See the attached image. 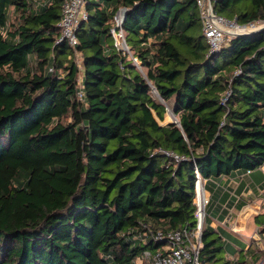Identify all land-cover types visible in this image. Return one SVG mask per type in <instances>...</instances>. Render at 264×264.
<instances>
[{
	"label": "trees",
	"instance_id": "trees-1",
	"mask_svg": "<svg viewBox=\"0 0 264 264\" xmlns=\"http://www.w3.org/2000/svg\"><path fill=\"white\" fill-rule=\"evenodd\" d=\"M63 5L0 0V264H136L195 227L196 167L210 192L200 262H259L250 245L229 258L230 230L211 222L235 200L224 175L259 172L264 187V25L210 51L196 0H85L74 48ZM213 8L264 22V0Z\"/></svg>",
	"mask_w": 264,
	"mask_h": 264
},
{
	"label": "built area",
	"instance_id": "built-area-1",
	"mask_svg": "<svg viewBox=\"0 0 264 264\" xmlns=\"http://www.w3.org/2000/svg\"><path fill=\"white\" fill-rule=\"evenodd\" d=\"M196 2L200 11L203 33L210 51L218 50L228 36H234L230 34L245 33L264 25V22L241 25L235 19H228L214 11V0H196ZM84 5L85 0H64L62 18L59 22L61 28L60 40H67L74 48L78 44L77 26L81 19L87 18V11ZM120 11L123 12L122 10ZM122 20L123 16L118 21L120 25ZM115 31L113 29L116 37V35L120 34V31L118 34ZM121 31L123 30L121 29ZM79 83L81 84V78L79 79ZM79 95L80 97L83 95L82 88L79 91ZM167 153L173 156L176 161H181L185 158L174 152ZM195 171V227L179 228L170 231L167 234L165 244L158 252L151 254L147 251L137 259L146 260V264H202L199 255L203 247L202 235L206 224V205L209 198L205 187L207 178L200 173L198 167H196Z\"/></svg>",
	"mask_w": 264,
	"mask_h": 264
},
{
	"label": "rangeland",
	"instance_id": "rangeland-1",
	"mask_svg": "<svg viewBox=\"0 0 264 264\" xmlns=\"http://www.w3.org/2000/svg\"><path fill=\"white\" fill-rule=\"evenodd\" d=\"M117 17H115L116 23L118 25V28L120 30V34L116 35V44L120 49H125L129 55L131 56V51L128 45L126 44L124 38L125 34L124 31H121L120 29V24L118 23L119 19L121 16H123V12L119 11L117 13ZM76 61L78 65H81L82 63V57L78 55L76 57ZM135 64L139 69H142L140 66V63L134 59ZM174 119L173 114L169 111V113L166 114V119L165 122L171 121ZM262 171L264 172V165L261 167ZM236 175L237 182L235 181L236 179H232V184L231 190L234 191L236 188V185L238 182L243 180V176L241 174H238L236 170H234ZM226 176V175H224ZM223 176V178H224ZM249 193L241 194L240 200L244 198L246 200V205L242 208H239L236 206L237 201H233L232 206H228L226 208L227 214H225V219L224 223L227 225L226 227L229 232L226 233V238L228 240H234L235 243L230 244L229 251L226 253L229 258H236L240 252L241 249L246 248L248 245H250L252 251L261 254L262 258L259 262L253 263L250 260V251H247V264H264V220L262 222L256 221L257 217H262L264 219V187L262 186L261 189H258L256 193H253L252 190H249ZM235 199L238 198L236 193L230 192ZM208 198L210 200V192L207 191ZM214 220L211 223V226L216 227V226H221L222 224L213 217ZM261 234V235H260ZM244 259V257H242ZM137 264H146V260H139L136 259Z\"/></svg>",
	"mask_w": 264,
	"mask_h": 264
},
{
	"label": "crops",
	"instance_id": "crops-1",
	"mask_svg": "<svg viewBox=\"0 0 264 264\" xmlns=\"http://www.w3.org/2000/svg\"><path fill=\"white\" fill-rule=\"evenodd\" d=\"M238 174H241L243 176V180L238 182V184L236 185V189L234 191H230L231 189V184H232V179H236V175H235V172L231 173L230 175H226L224 176L223 181H222V185L221 187H223L225 190H227L229 193L230 192H233V193H236V195L238 196L237 199H235V197L230 193V195L232 196V199L230 200V202L233 201V199H235V202L240 200V195L241 194H245V193H249L250 189L252 190L253 193H256L258 189H261L263 184L261 183L262 182V176L260 175L259 172H245L243 170H237L236 171ZM238 179H236L235 181L237 182ZM240 201H243L244 202V206L246 205V200H244V198H242ZM228 203V202H227ZM224 202L222 208L224 210H226V208H228V206H232L231 204H227ZM234 203V202H233ZM237 206V204H236ZM243 206V207H244ZM227 211V210H226ZM227 214V213H226ZM217 219V218H215ZM224 219H225V216L224 217H221L219 220L222 221L220 222L218 219L217 221L220 222L222 225L224 226H227L225 223H224ZM214 220V219H213ZM212 220V222H213ZM211 222V223H212Z\"/></svg>",
	"mask_w": 264,
	"mask_h": 264
},
{
	"label": "water",
	"instance_id": "water-1",
	"mask_svg": "<svg viewBox=\"0 0 264 264\" xmlns=\"http://www.w3.org/2000/svg\"><path fill=\"white\" fill-rule=\"evenodd\" d=\"M260 28H257V29H253V30H250L248 32H245V33H252V32H255L257 30H259ZM241 34H244V33H237V34H230V35H241Z\"/></svg>",
	"mask_w": 264,
	"mask_h": 264
}]
</instances>
